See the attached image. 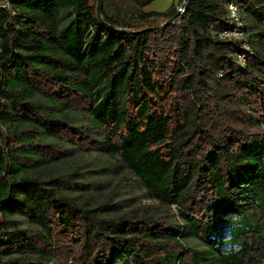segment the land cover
Here are the masks:
<instances>
[{"label": "trees", "instance_id": "trees-1", "mask_svg": "<svg viewBox=\"0 0 264 264\" xmlns=\"http://www.w3.org/2000/svg\"><path fill=\"white\" fill-rule=\"evenodd\" d=\"M132 1L128 19L103 0L0 7V264H264V0ZM228 1L249 49L218 35ZM79 149L119 156L181 220L105 212L77 167L44 176Z\"/></svg>", "mask_w": 264, "mask_h": 264}, {"label": "rangeland", "instance_id": "rangeland-1", "mask_svg": "<svg viewBox=\"0 0 264 264\" xmlns=\"http://www.w3.org/2000/svg\"><path fill=\"white\" fill-rule=\"evenodd\" d=\"M97 4V0H91ZM173 4V5H172ZM184 4V0H155L147 5V10H163L170 5L179 9ZM103 7L110 15L130 18V15L137 13L140 9L135 6L132 0H103ZM239 15L242 17L243 12L240 8ZM133 23H139L138 20H131ZM229 39L240 40L241 36H232ZM86 146L82 147L85 148ZM80 168V177L88 181L89 184L84 189L79 190L83 195L89 192L95 194L98 202H104L106 208L104 211L119 212L129 210L139 206H151L158 214L179 221L181 217L176 206L168 207L158 200L154 199L138 177L129 169L123 167L119 156L111 157L105 152L97 150H74L63 156L62 160L51 165L44 172V176L49 178L61 173ZM236 217L229 215L227 221L223 223L219 231V239L229 237V229L234 225ZM15 221L21 227H26L27 223L22 216H16ZM187 244L203 248L202 243L193 237L187 239ZM230 244L222 245L224 251L229 250ZM133 256L120 255L116 258L117 264H124L126 261H134ZM70 264H75L70 261Z\"/></svg>", "mask_w": 264, "mask_h": 264}, {"label": "built area", "instance_id": "built-area-1", "mask_svg": "<svg viewBox=\"0 0 264 264\" xmlns=\"http://www.w3.org/2000/svg\"><path fill=\"white\" fill-rule=\"evenodd\" d=\"M0 7L2 8H10L11 7V2L10 0H0ZM239 6L236 2L234 1H228L227 2V9H228V16L231 20V22L234 24V27L232 28H225L223 30L218 31L219 37L223 39H229L232 36H241V39H243V46L246 49H249V46L246 42V38H244V31L242 29L243 26V20L242 17L239 15ZM179 13H183L185 11V3L178 9ZM238 61L244 63L246 60V54L245 53H239L238 56Z\"/></svg>", "mask_w": 264, "mask_h": 264}, {"label": "crops", "instance_id": "crops-1", "mask_svg": "<svg viewBox=\"0 0 264 264\" xmlns=\"http://www.w3.org/2000/svg\"><path fill=\"white\" fill-rule=\"evenodd\" d=\"M172 5H173V4H172ZM170 7H171V5H170L168 8H165V9H163V10H151V11H160V12H164V11H167ZM143 10H145V11H149V10H147V6H145V7L143 8Z\"/></svg>", "mask_w": 264, "mask_h": 264}, {"label": "water", "instance_id": "water-1", "mask_svg": "<svg viewBox=\"0 0 264 264\" xmlns=\"http://www.w3.org/2000/svg\"><path fill=\"white\" fill-rule=\"evenodd\" d=\"M99 2H100V0H97L98 13H99V11H100V9H99ZM185 2H186V0H184V3H185ZM170 20H171V19L167 20L166 23L170 22Z\"/></svg>", "mask_w": 264, "mask_h": 264}]
</instances>
